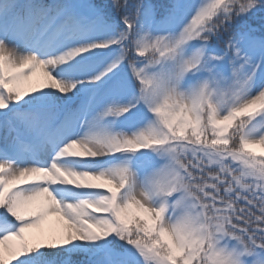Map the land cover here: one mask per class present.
Instances as JSON below:
<instances>
[{"label": "snow or ice", "instance_id": "snow-or-ice-1", "mask_svg": "<svg viewBox=\"0 0 264 264\" xmlns=\"http://www.w3.org/2000/svg\"><path fill=\"white\" fill-rule=\"evenodd\" d=\"M0 264H264V0H0Z\"/></svg>", "mask_w": 264, "mask_h": 264}, {"label": "rangeland", "instance_id": "rangeland-1", "mask_svg": "<svg viewBox=\"0 0 264 264\" xmlns=\"http://www.w3.org/2000/svg\"><path fill=\"white\" fill-rule=\"evenodd\" d=\"M256 150H257V151H261V150H260V149H258V148H257Z\"/></svg>", "mask_w": 264, "mask_h": 264}]
</instances>
